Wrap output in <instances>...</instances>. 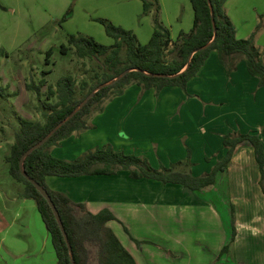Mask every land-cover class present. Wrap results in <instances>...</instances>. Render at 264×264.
Wrapping results in <instances>:
<instances>
[{
  "label": "trees",
  "instance_id": "16d2710c",
  "mask_svg": "<svg viewBox=\"0 0 264 264\" xmlns=\"http://www.w3.org/2000/svg\"><path fill=\"white\" fill-rule=\"evenodd\" d=\"M142 1L143 13L153 14V34L147 43L142 44L132 30L101 18L99 21L114 39L113 44L104 45L93 36L78 33L69 35L68 45L61 46L63 54L73 49L80 59L96 62L93 66L94 81L83 80L79 86L85 91L81 97L78 96L76 78L71 74L59 78L55 86H47L45 75L39 83L27 84L29 90L38 94L47 86L43 112L45 120L35 121L20 116V128L6 161L12 177L23 183L22 197L36 203L51 238L57 264H136V261L107 226L111 221H118L111 210L103 209L93 214L85 204L75 203L65 194L52 190L47 182L49 176L78 177L127 170L134 179L148 178L181 184L186 189L199 192L215 187L217 174L227 169L236 146L249 140L254 147L261 172L260 187L264 192V145L257 131L225 134V156L216 162L210 172L201 175L192 173L189 158L170 166L154 167L147 156L125 153L115 149L111 143L97 145L73 159L60 158L51 153L52 146L73 133L94 127L89 122L93 114L101 112L107 99L122 95L133 83L144 89L154 88L157 94L168 86L186 90L190 79L197 76L212 50H217L220 62L229 73L240 59L245 62L249 73L264 84V49L262 51L256 45L254 36L237 37L235 24L226 11L227 0H190L194 10L193 26L189 32H180L176 39L172 38L170 28L161 20L160 1ZM4 53L0 47V55ZM51 55L52 50H48L47 63H50ZM127 69L131 70L120 79L100 87ZM94 90L92 97L77 109ZM0 93L4 94L1 87ZM48 135L42 145L25 157L23 165L28 175L50 195L60 222L46 198L23 175L20 167L22 156ZM230 215L232 237L230 243L222 248L220 256L229 251L237 235L233 206L230 207Z\"/></svg>",
  "mask_w": 264,
  "mask_h": 264
},
{
  "label": "rangeland",
  "instance_id": "374dc122",
  "mask_svg": "<svg viewBox=\"0 0 264 264\" xmlns=\"http://www.w3.org/2000/svg\"><path fill=\"white\" fill-rule=\"evenodd\" d=\"M159 1L161 20L169 27L171 25L168 19L172 20L174 26L171 30L175 38L180 32L191 30L193 15L189 0ZM229 4L237 37L254 36L256 45L263 50L264 0H229ZM141 10L142 0H0V47L5 51L0 55V87L4 91V94L0 93V264H57L51 238L36 203L22 197L23 183L12 177L6 161L15 141V134L20 128V116L44 121L47 86H55L62 76L71 74L76 78L79 97L85 92L79 87L83 80L94 81L95 61L80 59L73 49L68 54L61 52V46L68 45L69 35L82 33L93 36L104 45H111L114 39L106 33L104 25L99 21L105 18L132 30L137 37L139 31V41L147 43L154 28L153 14L143 15ZM176 10L178 20L172 15ZM48 50H52L50 63L46 62ZM44 71L47 73L44 74ZM44 75L47 86L42 88L41 94L27 88V84L31 82L39 83ZM256 114L264 116L261 110H257ZM120 127L118 122V133L123 131ZM122 134L125 136V133ZM110 136L105 134L101 139ZM185 148V154L182 149L174 150V158L168 159V166L188 158L191 162L195 161L192 148L186 145ZM143 150L153 161L156 158L157 162L153 163L165 165L160 162L154 150ZM197 151L200 155L204 153V149L200 147L196 148V153ZM138 153L144 152L139 150ZM69 154L73 155V152ZM208 158L207 155L204 156V159ZM193 166L200 168V164L194 163ZM202 170L204 168L201 166L200 171ZM205 191L199 198L212 200L222 213L224 224L221 236L218 226L216 230H210L211 220L202 213L205 209L196 201L194 194L191 198L196 203L192 201L184 211L185 216L182 207H179L183 204L178 203L172 229L169 227L168 230L166 227L170 219L167 220L164 215L166 212H163L165 202H160L158 206L152 207L151 212L146 213L143 209L141 216L137 215L139 222L128 221L127 237L138 245L142 244L139 240L153 241L166 248V251H162L169 258L157 259V253L154 254L152 248L144 246L142 258L136 254L140 258L139 264H238L229 257V251L220 256L221 252L214 249L220 248L225 240L226 245L231 241L230 196L226 195V190L220 191L218 188ZM185 198H188V194ZM183 199L181 197L179 202ZM136 206L139 205L129 204L127 209L133 210ZM119 234L121 241L128 244L123 234Z\"/></svg>",
  "mask_w": 264,
  "mask_h": 264
},
{
  "label": "crops",
  "instance_id": "0c3cea01",
  "mask_svg": "<svg viewBox=\"0 0 264 264\" xmlns=\"http://www.w3.org/2000/svg\"><path fill=\"white\" fill-rule=\"evenodd\" d=\"M141 11L145 15L143 1ZM226 11L230 16L232 8L229 0L226 2ZM172 15L178 20L177 10ZM192 15L194 21L193 7ZM168 22L171 25L168 26L171 36L176 39L178 36L175 38L171 30L174 26L172 20L168 19ZM137 34L140 38L139 31ZM257 110L264 112V84H260L259 79L249 73L245 62L240 59L236 68L229 73L220 62L217 50H212L197 76L190 79L186 90L168 86L157 94L154 88L144 89L133 83L122 95L104 102L103 110L89 120L94 127L73 133L52 146L51 152L60 158L73 159L75 154L79 156L97 145L111 143L117 150L146 155L158 167L160 165L153 163L157 162L156 158L153 161L143 148L154 150L160 162L168 166V159L174 158V150L182 149L185 154L186 145L192 148L193 156H196L190 165L191 171L201 175L210 172L216 162L225 156L227 148L223 144V136L226 133L257 131L264 145V116L257 115ZM118 122L123 130L121 133L116 131ZM105 134L111 136L101 139ZM199 147L204 149L201 155L198 151L196 153ZM62 148L65 149L60 151ZM139 150L144 153H138ZM205 155L209 158L204 159ZM194 163L200 164L204 170L200 171V168L193 166ZM123 171L59 179L49 176L47 182L52 190L65 194L75 203L85 204L93 214L103 209L111 210L118 221H111L107 226L120 241L122 238L119 233L123 234L128 244L121 242L134 257L136 264L140 263L136 254L142 258L144 246L152 248L153 253H157V259L169 258L162 251H166V248L153 241L139 240L142 244L138 245L127 237L128 221L139 222L137 215L143 209L146 213L151 212L152 207L158 206L160 202H165L163 212H166L164 215L167 220L170 219L166 227L168 230L172 226L178 203L183 204L184 208L179 207L184 212L191 203H196L191 198L194 194L196 201L205 209L202 213L212 221L209 222L210 230H216L218 226L221 236L224 224L222 213L212 200L199 198L205 190L193 192L181 184L148 178L134 179L129 171ZM260 179V168L249 140L236 146L227 169L217 174L214 188L226 190V195L230 196V207H234L237 235L228 255L238 264H264V192L260 187ZM187 194L188 198H185ZM181 197L184 199L179 202ZM134 203L139 206L133 210L127 209V205ZM183 214L185 216L186 213ZM225 242L220 248L214 249L221 252Z\"/></svg>",
  "mask_w": 264,
  "mask_h": 264
},
{
  "label": "water",
  "instance_id": "95a60500",
  "mask_svg": "<svg viewBox=\"0 0 264 264\" xmlns=\"http://www.w3.org/2000/svg\"><path fill=\"white\" fill-rule=\"evenodd\" d=\"M208 1L210 2V0H208ZM213 19H214V18H213ZM130 70H131V69H127V70H125V71L122 72L119 76H117L115 79H113V80H111V81H109V82H107V83L102 84L100 87H103V86H105V85H107V84H110V83H112V82H114V81L120 79L122 76H124L125 74H127ZM100 87H99V88H100ZM99 88H97V89H99ZM97 89H96V90H97ZM96 90L92 91V92H91V93L85 98V100L81 103V105H80L77 109H79L82 105H84V104L88 101V99H89L90 97H92V95L95 93ZM52 133H53V132H51V134H52ZM51 134H49V135H51ZM49 135H48L47 137H45L44 139H42L39 143H37L36 145H34L32 148H30V149H29V150H28V151L22 156V158H21V160H20V167H21V170H22L23 175H24V176H25L30 182H32V183L34 184L35 188H36L37 190H39V191L42 193V195L46 198V200L48 201L49 205L51 206L53 212L55 213V215H56L58 221L60 222V216H59L58 210H57V208H56L54 202L52 201L50 195L48 194V192L46 191V189H45L44 187L41 186V184H40L38 181H36L34 178H32V177H30V176L28 175V173L25 171V169H24V165H23L25 157H26V156H27L32 150H34V149H36L37 147H39L40 145H42V144L47 140V138L49 137ZM65 237L67 238L66 234H65Z\"/></svg>",
  "mask_w": 264,
  "mask_h": 264
}]
</instances>
